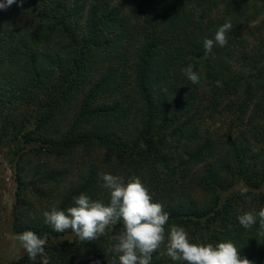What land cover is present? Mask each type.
<instances>
[{"label": "trees", "instance_id": "1", "mask_svg": "<svg viewBox=\"0 0 264 264\" xmlns=\"http://www.w3.org/2000/svg\"><path fill=\"white\" fill-rule=\"evenodd\" d=\"M258 6L264 0H23L0 9V148L17 156L15 233L46 237L50 264H119L122 220L81 241L55 232L44 212L66 211L81 193L107 205L98 174L125 184L135 175L169 213L151 264H187L161 255L173 224L191 242L231 240L264 264L259 222L238 220L264 208V40L250 48L247 39ZM229 21L227 45L205 56L204 40ZM215 115L230 117L222 133L206 126ZM39 260L26 252L8 264Z\"/></svg>", "mask_w": 264, "mask_h": 264}, {"label": "clouds", "instance_id": "2", "mask_svg": "<svg viewBox=\"0 0 264 264\" xmlns=\"http://www.w3.org/2000/svg\"><path fill=\"white\" fill-rule=\"evenodd\" d=\"M23 0H0V9H7L14 3L22 4ZM233 30V24L225 22L221 25L214 39L203 42L204 55L210 54L215 45L224 47L228 43L227 33ZM192 84L200 83V75L192 65L183 69ZM103 186L110 190V203L92 200L81 193L74 197V206L67 210L53 207L44 212L45 223L57 233L71 229L81 241H94L106 235L107 230L122 220L123 231L116 238L118 243L113 247L119 253V264H151L153 253L165 241V225L169 221V213L160 202H153L149 189L139 176H133L126 184L122 177L110 173L98 174ZM249 189L242 187L241 195ZM247 199H250L246 197ZM239 223L249 229L259 222V235L264 237V208L258 213L244 212L238 217ZM29 259L41 264H50L45 252L46 237L41 238L32 230H26L16 237ZM166 254L173 261H186L187 264H254L253 260L241 256L240 249L231 240L212 243L191 242L189 233L183 226L171 225L167 234Z\"/></svg>", "mask_w": 264, "mask_h": 264}, {"label": "rangeland", "instance_id": "3", "mask_svg": "<svg viewBox=\"0 0 264 264\" xmlns=\"http://www.w3.org/2000/svg\"><path fill=\"white\" fill-rule=\"evenodd\" d=\"M261 13L256 21L251 23L247 31V39L250 42V48L259 47L264 40V8L258 6ZM231 122L230 117L215 115L210 123L206 124L211 131L224 132ZM31 146L27 145L26 149ZM8 147L0 148V264L20 258L26 253L20 242L16 239L18 236L13 229L15 205L17 202V156L9 152ZM50 203L37 201V209L47 210Z\"/></svg>", "mask_w": 264, "mask_h": 264}]
</instances>
